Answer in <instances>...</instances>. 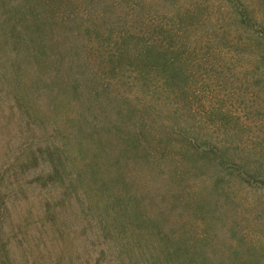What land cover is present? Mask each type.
<instances>
[{
  "label": "rangeland",
  "instance_id": "1",
  "mask_svg": "<svg viewBox=\"0 0 264 264\" xmlns=\"http://www.w3.org/2000/svg\"><path fill=\"white\" fill-rule=\"evenodd\" d=\"M107 1L105 17L95 13L69 36L56 37L74 57L89 59V73L113 83V96L126 103L122 122L141 145L159 140L166 147L164 163L144 184L183 190L191 218L182 210L171 225L161 213L156 227L181 244L186 234H200L205 220L212 230L200 250L211 258L252 250L255 263L264 264V0H241L247 24L229 0ZM14 5L0 0V33L8 30L12 39ZM124 34L128 42L120 41ZM148 42L169 50L154 52L158 62H139ZM6 94L0 98V264H100L97 242L84 243L79 220L62 207V192L45 180L48 166L33 154L41 140L30 139L35 127L7 119L16 110ZM134 99L157 106L156 124L141 122L144 107ZM60 109L58 118L71 116ZM80 154L74 155L81 168L90 158ZM51 213H59L55 223Z\"/></svg>",
  "mask_w": 264,
  "mask_h": 264
},
{
  "label": "trees",
  "instance_id": "2",
  "mask_svg": "<svg viewBox=\"0 0 264 264\" xmlns=\"http://www.w3.org/2000/svg\"><path fill=\"white\" fill-rule=\"evenodd\" d=\"M13 1L17 27L14 38L8 30L0 33V98L5 91V97H9L16 110L8 120L28 124L31 130L35 127L34 137L30 139L41 142L37 141L33 154L44 158L48 166L45 180L62 192V207L66 206L67 212L79 220L81 239L85 244L90 239L97 242V262L256 264L258 259L252 250L246 257L231 249L214 258L200 250L199 241L209 237L212 230L205 228L210 226L205 220L202 232L195 237L186 234L181 244L178 236L167 237L156 227L161 213L169 215L171 225L174 218L183 216L182 210L191 218V201L180 197L183 190L179 195L172 187L144 184L143 180L152 178L153 172L164 163L161 151L166 147L159 140L155 145L147 141L149 147L145 143L141 145V136L129 131L122 122L126 103L117 102L119 95L113 96L110 91L113 83L89 73V59H77L56 37L62 32L69 36L74 26L87 22L95 13L101 11L105 17L111 3L107 0ZM229 2L239 21L249 23L246 4L241 0ZM5 19L7 25L9 15ZM124 40L128 42L126 34L120 41ZM144 46L139 52V62L151 59L158 62L154 52L169 50L156 47L154 42ZM12 64H15L13 68ZM134 101L144 107L141 122L156 124L160 118L157 106ZM59 109L71 116L58 118ZM74 150L90 158L81 168ZM130 162L140 175L136 176L139 184L132 175ZM146 167H149L147 175ZM57 215L51 213L49 218L55 223ZM64 224L69 226L66 221ZM84 249L90 254L86 245Z\"/></svg>",
  "mask_w": 264,
  "mask_h": 264
}]
</instances>
